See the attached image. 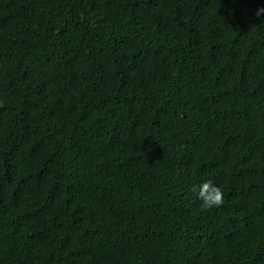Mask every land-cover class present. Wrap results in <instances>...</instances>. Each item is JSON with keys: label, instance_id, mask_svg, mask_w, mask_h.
<instances>
[{"label": "trees", "instance_id": "obj_1", "mask_svg": "<svg viewBox=\"0 0 264 264\" xmlns=\"http://www.w3.org/2000/svg\"><path fill=\"white\" fill-rule=\"evenodd\" d=\"M262 7L0 0V264H264Z\"/></svg>", "mask_w": 264, "mask_h": 264}, {"label": "clouds", "instance_id": "obj_2", "mask_svg": "<svg viewBox=\"0 0 264 264\" xmlns=\"http://www.w3.org/2000/svg\"><path fill=\"white\" fill-rule=\"evenodd\" d=\"M255 15H264V7L257 9ZM194 190L197 191V196L202 201L201 207L204 209L218 208L224 203L223 189L210 180L203 182L198 190Z\"/></svg>", "mask_w": 264, "mask_h": 264}]
</instances>
